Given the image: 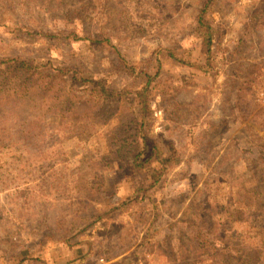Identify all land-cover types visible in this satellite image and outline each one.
<instances>
[{
  "label": "rangeland",
  "instance_id": "rangeland-1",
  "mask_svg": "<svg viewBox=\"0 0 264 264\" xmlns=\"http://www.w3.org/2000/svg\"><path fill=\"white\" fill-rule=\"evenodd\" d=\"M263 2L217 0L208 7L205 17L219 33L212 46L213 71L204 76L197 66L170 58L169 49L185 61L206 63L196 27L206 0H0V176L16 177L17 154L25 158L27 144L46 138L49 150L60 155L57 164L71 159L67 173H74L70 169L77 170L83 157L86 163L127 157L122 167L104 174L101 207L133 198L110 220L90 224L83 221L85 202L63 196L52 208L59 221L50 229L53 240L47 231L25 232L14 246L0 244V264H60L64 248L66 261L75 254L70 248L81 246L60 240L78 232L72 240L82 242V253L90 243L103 248L102 233L116 251L111 256L93 251L79 264H264V24L260 15L250 18ZM124 59L150 74L157 59L162 63L149 109L135 93L147 79L122 68ZM33 61L46 65L33 69ZM251 67L259 74L245 81ZM91 79L127 90L135 101L118 106L98 93L92 98ZM250 103L255 107L248 114ZM94 104L100 119L77 115ZM133 110L143 120L149 147L156 143L162 158L170 157L164 166L151 151L141 165H135L131 147L114 153L111 141L119 143L124 134L118 115L123 114L130 138ZM32 119L40 124L39 134L23 130ZM222 135L219 147L207 148ZM101 165L94 162V168ZM87 170L79 175L84 183L93 176ZM43 185L36 183L33 191L43 195ZM5 195L0 192V217L17 226V211L5 216ZM54 200L49 196L45 204ZM75 215L82 219L70 230L67 221Z\"/></svg>",
  "mask_w": 264,
  "mask_h": 264
},
{
  "label": "trees",
  "instance_id": "trees-1",
  "mask_svg": "<svg viewBox=\"0 0 264 264\" xmlns=\"http://www.w3.org/2000/svg\"><path fill=\"white\" fill-rule=\"evenodd\" d=\"M217 0H206V3L204 7L201 9L200 13L198 14V19L196 22L197 29L201 32V38L204 44V50L206 53L207 61L204 64H198V62L193 61H185L183 59H180L177 57L174 50L169 49V57L174 59L175 61L179 63H183L185 65H189L190 67L197 66L199 70L204 73V76L211 74L213 71V67L215 65V59L213 58V44L218 39V27L212 24L208 21V18L205 17V12H207V9L209 6L213 5ZM260 5L264 6V2L260 3ZM258 15L261 16V20L263 19L264 24V8L258 7L255 9L250 18L253 21L255 17H258ZM75 37H79L77 33L74 35ZM87 36H90L89 34ZM233 56H230V60H233ZM11 62H16V59L9 60ZM124 65L122 68H125L128 70L129 74L136 76V77H143L145 76L147 79V82L142 86L141 89L135 91L138 97H142L141 100H143L145 109H149V100L148 95L152 88H154L153 82L155 78L159 75L162 67V63L159 59H157V66L156 71H154V74L148 73L146 70L140 69L138 65L129 63L126 59H124ZM22 61L19 63L18 66L22 65ZM46 64L42 63H36L32 62V68L33 69H40V67H44ZM17 67V66H16ZM6 68H9V65L6 66ZM254 67H251L249 69V74L243 79H247V81L253 80L254 77H257V74H259L258 71L253 69ZM240 69V67H236V69L233 72H237V70ZM143 70V71H141ZM66 70H60L61 73H66ZM257 73V74H256ZM236 76V73H234ZM239 76L244 77L242 73H238ZM86 80V79H83ZM91 82H94V87L90 89L91 97L96 94L97 98L103 96L105 100L110 104L114 103L115 105H121L125 106L126 102H134L135 99H129L127 98V95L129 91L127 90H117L113 89L111 86L104 85L103 82H98L95 79H91ZM245 81H243L241 84H243ZM99 85V87L96 86ZM88 89V88H87ZM45 90V87H44ZM89 101V99H86ZM244 102V101H243ZM255 106L253 103H250L247 106V112L248 114L252 112L253 108ZM94 112V113H93ZM99 113V109L95 108V104L93 105V108H88L87 110H84L82 113L78 112L77 115L83 114L86 117L96 119L98 116L96 115ZM129 114L132 115V122L129 124L130 127L134 128V133L129 138L125 134L126 129V121L124 119L123 114L119 113V119H118V128L120 129L121 133H124L119 138V143L114 140L111 141V146L114 148V153L120 152L122 149L126 147H131L132 152L134 154V162L135 165H141L145 162V160L149 159L150 157H147L148 151H151L152 155H154L156 158L161 160L162 166L166 163L167 160H170V157L162 158L163 150L159 145H156V143L152 145V148L149 147L148 143V136L147 133L143 132V120H139L137 118L138 115H140L135 110L130 111ZM242 117V115H239ZM246 116V113L243 115V118ZM100 119V117L98 118ZM135 120V122H133ZM221 125L214 128L213 132H216L219 130V127ZM23 130L26 133L30 132H37L39 134L40 124L37 122V120L32 119L31 121L27 120L23 125ZM57 129V128H55ZM58 134H61L59 131H56ZM28 138L32 139L30 135H28ZM223 135L218 139L217 141H210V143H207L208 149H214L219 147L222 143ZM141 141V142H140ZM139 143V144H138ZM51 143H47L46 138L38 141L36 143H29L27 144L24 149H22V153H25V150L27 151L28 155H25V158L21 156V154H17V156H20V159L15 158L18 161V166H21L20 169L17 170L18 174L16 177H12L11 179H5V175L0 176V192H6V198L8 201V211H5V216L9 218L13 213L12 211H17L16 217L18 218V223L16 225H10L7 221L2 219L0 217V227H8L9 231H5L4 229H0V244L2 245L4 242H10L13 246L17 242L24 241L23 234L25 232H30L36 229L47 231L46 234L48 237L53 240L54 234L50 233V229L58 227L59 221L57 218V212L55 214L52 213V208H54L56 202H60V199L63 196L69 197H78L81 198V201L83 200L85 202L84 209L86 210L83 212V221L86 220L87 222H98V221H108L111 218L115 216L119 210H121L124 207H127L130 205L131 197L122 199L120 202L115 203L114 205L110 206L109 208L105 209L101 206L103 205L105 199V195L107 192H104V182L101 180L104 179V174L106 171L110 168H113L115 166L122 167L125 163L124 160H126L127 157L119 158L117 161H114L112 156H105L103 158H100L99 160L91 161V163H86L85 158H80V163L77 166V170L72 168L70 170L74 171V173H67L65 169H68L66 165L71 161L69 159L68 163H60L57 164L59 161L60 155L59 153H52L49 150V145ZM36 146L37 154H35L34 150H32L33 146ZM28 146V147H27ZM49 152V154L47 153ZM208 151V150H207ZM56 156V157H54ZM119 156H121L119 154ZM54 157V159H53ZM143 157V161H139L138 159ZM111 160H110V159ZM22 160L24 162H22ZM127 160H129L127 158ZM104 163L105 166L95 167L94 168V162L96 163ZM104 167H106L104 169ZM88 168H91L93 176L91 177V182L85 183L82 181V176L79 175H86L88 172ZM3 165L0 163V170L2 171ZM94 170V171H93ZM21 171V172H20ZM61 171L64 173L61 174ZM36 183H43L44 185L41 187L45 190L43 195H37L36 192L33 191V185ZM49 196H53L55 198L53 204L47 205L45 204L49 198ZM138 199V198H137ZM121 208V209H120ZM0 215H2V210L0 208ZM26 216H28V219H26ZM82 216L75 215L74 217L68 218V225L67 227H71L72 224H74L75 220H81ZM26 220V221H24ZM206 224H202L198 227L199 232H202ZM74 225L70 228V230H73ZM85 229V228H84ZM79 233V232H78ZM78 233H74L73 235H66L60 242L68 243L71 245H83L81 241H75L78 237ZM114 239L116 238V234H113ZM75 240H72L74 239ZM102 240L106 244L103 246V248L95 246L94 243H90L87 251L85 250L84 254H90L93 251H97L99 255H107L111 256L115 254L116 251H114V247H112L105 239V233H102ZM58 241V240H57ZM123 251V250H122ZM26 257H23L21 260H25ZM16 263V262H15ZM14 263V264H15Z\"/></svg>",
  "mask_w": 264,
  "mask_h": 264
},
{
  "label": "crops",
  "instance_id": "crops-1",
  "mask_svg": "<svg viewBox=\"0 0 264 264\" xmlns=\"http://www.w3.org/2000/svg\"><path fill=\"white\" fill-rule=\"evenodd\" d=\"M81 246L71 247L70 248L71 252H73L75 254L71 258H69L68 260H66V261H65V256L67 254V252H66L67 249L64 248V251H62V253L59 256V261L58 260H56V261H58L60 264H70L72 261L78 260V264H79L80 260L82 262V257L85 255V254L83 255V253H82V247ZM62 260H64V261H62Z\"/></svg>",
  "mask_w": 264,
  "mask_h": 264
}]
</instances>
